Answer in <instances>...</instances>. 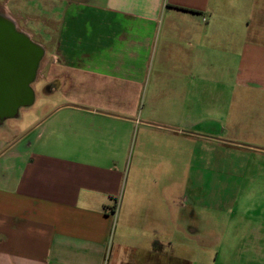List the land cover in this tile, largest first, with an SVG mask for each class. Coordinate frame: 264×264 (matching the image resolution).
Returning a JSON list of instances; mask_svg holds the SVG:
<instances>
[{
  "label": "crops",
  "instance_id": "obj_1",
  "mask_svg": "<svg viewBox=\"0 0 264 264\" xmlns=\"http://www.w3.org/2000/svg\"><path fill=\"white\" fill-rule=\"evenodd\" d=\"M38 1H0V88L7 90L1 121L33 102L16 107L10 96L15 69L27 64L28 42L40 51L37 65L44 55L52 59L57 87L78 75L153 89L161 82L184 88L216 81L222 71L264 73V0ZM30 8L37 16L27 15ZM240 25L241 33H233L230 27ZM163 100L193 101L185 91L141 101ZM62 109L68 117H57L45 134L20 146L23 133L0 147V264H212L171 254L174 242L164 243L171 228L188 242L180 250H206L216 237L211 228L184 227L167 199L168 212L151 215L138 210L135 194L126 196V132L111 127L120 117L57 102L34 126ZM81 111L93 120L89 126L79 122ZM157 121L140 123L171 134L202 131L197 121L190 127ZM79 138L87 139L86 148ZM249 233L257 264H264V227Z\"/></svg>",
  "mask_w": 264,
  "mask_h": 264
},
{
  "label": "rangeland",
  "instance_id": "obj_2",
  "mask_svg": "<svg viewBox=\"0 0 264 264\" xmlns=\"http://www.w3.org/2000/svg\"><path fill=\"white\" fill-rule=\"evenodd\" d=\"M26 13L37 16L38 11L30 8ZM35 25L28 26L36 30ZM230 28L240 34L242 26ZM230 45L234 42L223 41V46ZM51 61L47 55L39 60L31 84L33 102L20 107L15 117L0 120V147L25 133L17 142L24 146L45 134L44 129L57 117H68L70 110L62 109L34 126L57 102L117 115L120 119L111 127L126 132L121 156L128 170L126 196L135 194L138 210L151 215L168 212L163 204L167 199L176 221L184 227L201 225L216 233L215 238L210 236L208 249L182 251L180 245L188 242L169 228V235L164 236V243L174 242L169 252L201 257L212 264H257L258 255L247 235L251 229L264 227V151L260 150L264 149V73L222 71L216 81L184 88L161 82L153 89L78 75L69 86L57 87L51 82L56 72ZM259 67L264 68L263 64ZM46 71L47 82L40 79ZM173 91H185L193 101H141L151 96L160 99ZM77 113L82 117L79 122L87 126L93 122L83 117L86 111ZM140 120L189 127L197 121L202 131L195 130L194 135L188 127L189 132L171 134ZM77 140L86 148L87 139Z\"/></svg>",
  "mask_w": 264,
  "mask_h": 264
},
{
  "label": "water",
  "instance_id": "obj_3",
  "mask_svg": "<svg viewBox=\"0 0 264 264\" xmlns=\"http://www.w3.org/2000/svg\"><path fill=\"white\" fill-rule=\"evenodd\" d=\"M26 49L28 56L25 68L22 69L21 67L19 69H15V73L12 75V80L14 79L13 82L15 83V89H12L10 96L13 98L16 107L19 104H26L32 100V92L29 91L27 84L34 77L35 68L40 55L39 49L32 43H26ZM1 77L3 76L0 75V80ZM6 91V89L3 91L0 88V97L6 93Z\"/></svg>",
  "mask_w": 264,
  "mask_h": 264
}]
</instances>
